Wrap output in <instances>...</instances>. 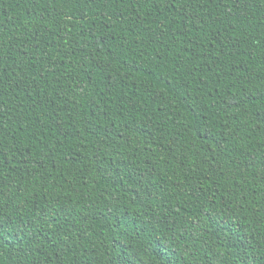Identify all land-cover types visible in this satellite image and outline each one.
I'll use <instances>...</instances> for the list:
<instances>
[{
	"label": "trees",
	"instance_id": "trees-1",
	"mask_svg": "<svg viewBox=\"0 0 264 264\" xmlns=\"http://www.w3.org/2000/svg\"><path fill=\"white\" fill-rule=\"evenodd\" d=\"M0 217V264H264V0H0Z\"/></svg>",
	"mask_w": 264,
	"mask_h": 264
},
{
	"label": "snow or ice",
	"instance_id": "snow-or-ice-1",
	"mask_svg": "<svg viewBox=\"0 0 264 264\" xmlns=\"http://www.w3.org/2000/svg\"><path fill=\"white\" fill-rule=\"evenodd\" d=\"M2 224H3V218L0 217V225H2ZM0 235H3V233L0 232ZM145 241H147L148 244L150 245V244H151L150 236L142 237V239H141V244L143 245ZM160 255H161V259H162V261H163V264H170L169 261H167V260L164 259L163 253H161ZM142 260H143V256H141V264H142ZM127 264H132V259H129V260L127 261ZM245 264H247V262H245Z\"/></svg>",
	"mask_w": 264,
	"mask_h": 264
}]
</instances>
